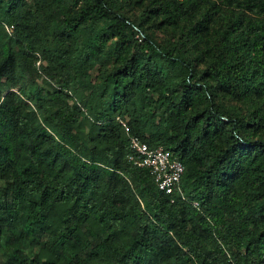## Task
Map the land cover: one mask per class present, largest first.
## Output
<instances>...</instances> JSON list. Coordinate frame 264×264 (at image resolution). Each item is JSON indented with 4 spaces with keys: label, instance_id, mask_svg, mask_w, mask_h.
<instances>
[{
    "label": "trees",
    "instance_id": "obj_1",
    "mask_svg": "<svg viewBox=\"0 0 264 264\" xmlns=\"http://www.w3.org/2000/svg\"><path fill=\"white\" fill-rule=\"evenodd\" d=\"M0 182V264H264V0H0Z\"/></svg>",
    "mask_w": 264,
    "mask_h": 264
},
{
    "label": "built area",
    "instance_id": "obj_2",
    "mask_svg": "<svg viewBox=\"0 0 264 264\" xmlns=\"http://www.w3.org/2000/svg\"><path fill=\"white\" fill-rule=\"evenodd\" d=\"M128 145V160L139 168L147 169L160 191L166 195L180 191L179 181L184 171L180 159L162 146H149L136 135L129 137ZM194 205L197 203L194 202Z\"/></svg>",
    "mask_w": 264,
    "mask_h": 264
},
{
    "label": "rangeland",
    "instance_id": "obj_3",
    "mask_svg": "<svg viewBox=\"0 0 264 264\" xmlns=\"http://www.w3.org/2000/svg\"><path fill=\"white\" fill-rule=\"evenodd\" d=\"M5 30L10 34L12 32V29L10 27H5ZM35 67L40 64H45V61L42 60L40 57L35 58ZM54 81L46 74L42 73L38 70L37 73H34L32 75V82H26V85L24 87L25 92L21 93L23 96V99L29 103V105L34 109L37 114L40 116V118L43 117V112L41 110H38L36 107L37 104V97L35 95V90L37 86H40V88L43 90L42 92L49 91L53 88ZM1 184V182H0ZM28 253H32L31 248H26ZM3 261V256L0 253V262Z\"/></svg>",
    "mask_w": 264,
    "mask_h": 264
}]
</instances>
